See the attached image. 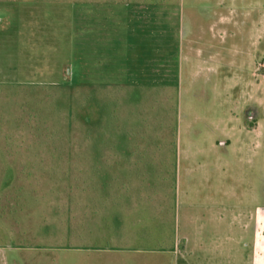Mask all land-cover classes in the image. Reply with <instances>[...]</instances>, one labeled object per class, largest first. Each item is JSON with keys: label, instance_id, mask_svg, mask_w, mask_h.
<instances>
[{"label": "rangeland", "instance_id": "374dc122", "mask_svg": "<svg viewBox=\"0 0 264 264\" xmlns=\"http://www.w3.org/2000/svg\"><path fill=\"white\" fill-rule=\"evenodd\" d=\"M171 76L165 85L141 90L139 102L146 118L163 121L160 137L167 142L174 129L178 137L180 190L165 206L177 218L173 232L184 233L199 256L202 248L194 249L193 234L186 233L189 217L201 223L202 213L214 217L220 211L230 222L232 214L242 213L239 264H264V0H0V145L11 137L17 156L34 159L36 123L28 125L27 118H38V106L48 112L43 118L65 120L68 139L80 131L83 136L84 118H100L109 95L120 102L124 85ZM241 94L242 110L235 108ZM228 118L254 131L245 138L251 150L221 153L215 143L224 138ZM7 170L0 192L12 181L11 166ZM25 204L12 215L20 227L10 216L0 219L10 236L0 245V264L105 259L75 249L69 204L64 228L53 219L40 228L35 201ZM208 222V234L217 235L220 227L213 218ZM30 227L36 242L19 243L18 232ZM129 242L152 246L158 239L150 234ZM149 256L158 264V255Z\"/></svg>", "mask_w": 264, "mask_h": 264}, {"label": "crops", "instance_id": "0c3cea01", "mask_svg": "<svg viewBox=\"0 0 264 264\" xmlns=\"http://www.w3.org/2000/svg\"><path fill=\"white\" fill-rule=\"evenodd\" d=\"M142 48L140 46L138 52L143 53ZM175 54L173 50V57ZM167 79L155 84L124 85L118 90L120 102H115L113 95H109L108 109L104 110L100 118H84L83 124L88 122L92 130L83 136L81 131L78 133V242L75 249L83 253L91 251L95 253L96 259L105 258L97 261L93 256L92 264L155 263L154 259H149V255H158V264L241 262L239 255L242 253V231L245 228L242 213L232 214L230 222L220 211L214 217L202 213L201 223L197 222L199 217H189L188 226L192 228L186 233L191 231L193 234L194 249L202 248V255L199 256L193 253L195 251L192 248H188L190 239L184 237V233L180 236L177 229L173 232L177 218L174 213H167L165 206L171 202V197L176 200L180 190L178 137L175 129L172 134H167L168 143L164 137H160L157 126H164L163 121L146 118L148 112L139 102L144 95L143 90L165 85L172 76ZM232 85L238 87L239 82ZM137 90L140 92L133 95ZM241 95V103L237 102L235 108L242 110L244 96ZM92 104L95 114L96 101L92 100ZM114 105H118V108H114ZM124 108L126 114H116V111ZM250 134H254V131L246 129L244 122L234 124L228 118L224 138L215 144L221 153L223 150L226 154L251 150L250 143L245 141ZM205 176L204 180L209 181L208 175ZM211 218L220 227L217 228L219 233L213 236L208 234V220ZM190 222L195 223L191 225ZM166 227L171 230L166 232ZM150 234L158 239L156 245L129 242ZM78 261L80 264H91L90 260ZM256 264L261 262L257 260Z\"/></svg>", "mask_w": 264, "mask_h": 264}, {"label": "trees", "instance_id": "16d2710c", "mask_svg": "<svg viewBox=\"0 0 264 264\" xmlns=\"http://www.w3.org/2000/svg\"><path fill=\"white\" fill-rule=\"evenodd\" d=\"M47 113L43 106H38V118H27L28 125L31 124L32 119H35L36 123L34 135L37 141H33L36 144L32 152L33 160L28 158L30 155L17 156L14 151V147H16L14 140L7 141L11 137H3L5 144L0 145L2 148H0V183L10 166L12 181L9 186L0 192V219L10 216L13 218L12 223L15 227H20L19 221L12 215L14 213L21 214L25 208L26 200L32 198L36 203L35 213L38 216V226L40 228H42L41 224L51 223L53 220L58 223L57 227L64 228L67 226V224H64L63 219L64 207L69 204L72 215L70 228L73 230L72 232L75 231L74 237L77 244V147L79 135L71 134L68 139L65 134L66 129L63 127L65 120L63 118H43ZM82 127L85 128L86 133L92 130V125L88 122ZM76 129L78 130V127ZM70 140L72 141L69 143ZM86 206L87 203H85ZM31 229V227L28 228V231L23 232L24 234L18 232L19 243L31 245L36 242V237L31 234ZM60 231L62 236L63 229ZM27 234H31V238ZM8 241V232L0 229V244H7Z\"/></svg>", "mask_w": 264, "mask_h": 264}]
</instances>
